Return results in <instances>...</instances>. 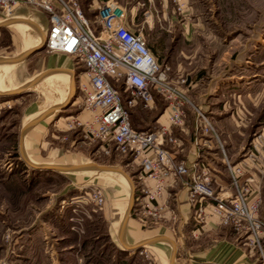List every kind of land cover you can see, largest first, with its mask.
Listing matches in <instances>:
<instances>
[{
	"label": "crops",
	"instance_id": "1",
	"mask_svg": "<svg viewBox=\"0 0 264 264\" xmlns=\"http://www.w3.org/2000/svg\"><path fill=\"white\" fill-rule=\"evenodd\" d=\"M102 1L104 0H93L94 4L102 3ZM169 1L137 0L134 6L140 5L143 9L141 23H146L144 21L145 13H149L153 19L151 25L147 24L150 27L160 25L163 20H172L174 18V10ZM189 1L190 12L194 21L186 19L183 23L182 29L186 38L189 37L188 34L199 31L202 23L199 17L200 14L195 11L197 0ZM211 1H206L208 9H210L209 6L217 5L212 4ZM243 3H245V6ZM247 5V0H228V7L231 12L243 13V8L247 9ZM24 7L31 8L27 4L22 3L14 8L7 20L11 24H22L33 29L36 34H39L40 41L26 48L20 55L0 57V103L7 104L10 103V100L18 102L19 98L24 100L25 93H30L33 90L37 92L33 93V97H31L32 93L28 95V100L24 103L22 109L21 118L15 124L16 128L11 132L16 135L15 145L5 147L6 152L15 149L13 151L16 157L24 164L22 169L24 173H32L34 170L40 172L38 175L32 173L34 174L32 180L28 176L29 182L33 181V190L42 182V179H46L48 175L51 176L50 173L63 174L69 179L66 190L71 189L80 192V188L87 189L93 185L99 186L106 196L105 204L99 208V212L107 222L110 240L118 248L127 250L129 254L140 250L141 255L154 258L156 264H263L258 250L246 244L242 233H237L232 227L220 223L215 214H209L205 221L200 223L193 219V209L191 208L187 188V183L190 179L189 174L171 176L159 183L142 175L139 160L130 157V161L127 160L120 163L100 162L97 159H91V156L84 153L77 144H74V147L70 149L59 141L57 138L59 137V132L54 127L51 128L50 122L54 118L53 115L57 114L56 112L60 111L61 108L70 105V103H77L80 99L81 94L79 91V94L75 95L74 85L77 84L78 80H83L84 75L80 72L77 73L81 66L75 63L72 56L70 57L61 51H46L41 56L39 69H34L33 74L23 80L14 81L11 76L15 73L13 70L16 68L11 65L19 63L36 53L24 56L25 53L43 42V37H46V31L49 26V18L42 9L39 10L45 16L44 24L33 17L16 14ZM253 9L258 12L262 11L264 10V5H262V2L260 5L258 3L257 7ZM242 16L241 19L243 18ZM129 20L134 29L140 30L134 24L132 16L129 17ZM235 20L237 21V18ZM5 22L0 20L3 25ZM259 22H255L253 25L258 26ZM214 24L216 27L218 25L217 21ZM245 26L249 28L251 25L246 22ZM25 34L28 35L27 39L32 38L29 32ZM243 42L249 44V38ZM10 58L19 59L11 61L9 60ZM240 62L242 63V61ZM16 71L18 72V70ZM17 72L14 76H17ZM235 72L236 69L233 71L230 69L219 70L217 74L211 76L217 81H214V85L211 88H207L209 90H206L205 94L214 96L215 101L220 100V103L217 106H211L215 104L202 101V103H199L200 105L186 106V116L183 124L175 125L170 123L169 111L167 108H163L160 113L154 112L150 118L143 115V126L134 125L135 128L145 129H154V127L156 128L160 125L167 127L174 138L173 142L167 144L174 159L185 162L189 166L190 171H207L211 178V183L220 197H228L235 192L230 179L231 174L225 161L229 159L226 155L224 144L218 137L215 139L210 134L201 135V128H203L204 122L199 117L197 109L201 110L207 117L212 116L216 125L219 126L220 122L232 125H236V121L241 122L238 118L242 115L245 116V114H241L240 104L238 105L239 107H231V112L225 109L228 100H233L236 103L239 100L236 96L232 97L233 94L235 95L238 92L237 87H230L226 90L223 85L228 81V78L230 80L236 77ZM27 83H29V86H26ZM39 85L40 89L36 90ZM250 88L252 87L247 86L245 90L247 94L245 93L246 95L244 96L252 100L253 106H257L259 102L255 103L254 101L256 97L254 91L257 89H251L250 91ZM19 90L21 91L19 94L10 95ZM251 92H253L252 95ZM226 94L231 97H224ZM196 95L199 97V94ZM156 103L154 98V103L149 109L153 110ZM144 109L138 100L137 104L131 109V120L133 117L135 118V113L138 114ZM256 109V107H252L248 110L252 113ZM78 113L84 119H89L92 115L90 111L85 109L80 110ZM221 114H226V116L223 117ZM57 117L59 118V116ZM58 118L55 119L56 121L52 123V126L57 125L60 120ZM248 120H250L249 116ZM238 128L236 129L238 130ZM8 135L0 137V145L8 143L10 138ZM233 137L235 141H232L231 137H228L227 140L231 142L238 141L236 143L240 142V136L234 135ZM53 139L55 140L53 141ZM227 146L230 150L231 144L228 143ZM229 153L236 165L243 166L240 180L243 184L249 185V198L254 199V197L259 196L260 182L257 178L259 174L257 172L264 168V150H249L245 154L246 158L244 159L239 158L241 156L238 151L231 154L232 151L230 150ZM131 162L139 166V170L135 173L129 170ZM15 170L17 172L19 168ZM249 172L256 174H248ZM156 192L159 193L156 198L163 206L162 216L157 219L153 217L141 218L143 208L156 202L150 196V193ZM43 220L45 221V219ZM65 227L66 229L65 231L63 230V233L69 231V228ZM66 236L63 235L60 238H65ZM72 247L73 245L68 242L64 244L63 248L71 250ZM62 258L54 257L51 260L53 264H60L63 259L66 260L67 264H88V259L85 258L83 260L80 253L74 255V257ZM111 260H114L113 255H111L109 261ZM6 264H13V262Z\"/></svg>",
	"mask_w": 264,
	"mask_h": 264
},
{
	"label": "rangeland",
	"instance_id": "2",
	"mask_svg": "<svg viewBox=\"0 0 264 264\" xmlns=\"http://www.w3.org/2000/svg\"><path fill=\"white\" fill-rule=\"evenodd\" d=\"M120 1L125 5L128 17L132 16L136 27L140 31L142 30L147 45L164 68L167 78L187 94L195 106L200 105L199 103L202 101H208L215 104L211 106H217L220 100L215 101L214 96L205 94L206 90H209L207 88H211L214 81H217L211 76L217 74L219 70L230 69L233 71L236 69V77L230 80L228 78V81L222 84L226 90L230 87H237L238 94H233L232 97L236 96L239 100L237 103L228 100L225 109L231 112V107H239L240 104V112L241 114L244 113L245 116L239 117L241 122L236 121V125L220 122V126L216 125L212 116L208 117L213 127L209 134L213 135L215 139L218 137L224 144L229 159L225 160L227 167L229 164L237 166L229 153L230 150L232 151L231 154L238 151L241 156L240 159L246 158L245 154L249 150H264V10L259 9L258 12L253 9L257 7L258 3L260 5L262 2L264 5V0H247V9L243 8V13L231 12L228 7V0H212L211 3L217 5L209 6L210 9L206 4L207 0H197V6L194 9L200 14L201 28L199 31L188 34L189 37L187 38L183 34V23L186 19L194 21L190 12L189 0H183L181 4L170 0L169 4L174 10V18L163 20L160 25L155 27L141 23L143 9L140 5L134 6L137 0ZM80 3L84 15L87 16L91 24L95 25L93 18L97 4H94L93 0H80ZM27 5L31 8H21L16 14L33 17L44 24L45 16L39 10L40 8ZM243 5L245 6V3ZM216 21L218 25L215 27L214 22ZM258 21H260L258 26H254L253 24ZM246 22L251 25L249 28L245 26ZM26 32H29L33 39H27ZM38 35L27 26L11 24L9 20H6L4 25H0V57L22 54L26 48L40 41ZM246 37L249 38V44L243 42L247 40ZM46 51L48 50L44 46L29 58L12 64L11 66L16 68L13 71L16 73L18 70L17 76H14L15 73L11 76L14 81L23 80L27 76H31L34 69H39L41 56ZM77 65L81 66L77 73H83V78L86 79L84 67L80 64ZM78 84L79 80L74 85L75 95L79 94ZM26 86H29V83ZM247 86L252 87L250 91L257 89L254 91L256 96L254 101L255 103L259 102L257 106H253L252 100L244 96L247 94L245 91ZM39 89L40 85L36 87V90ZM30 93L33 97V93L37 92L33 90ZM30 93L24 94V100L19 98L18 102L10 100V103L7 104L0 103V137L6 134H9L10 137L8 143L0 145V264L8 262H13V264H53L51 258L74 257L78 253L81 254L83 260L85 258L89 260L88 264H114L112 260L107 261L108 259L101 263L96 262V257L102 247L112 250L110 237L107 234V222L99 212V208L105 203L98 207L93 205L91 201H86L87 203L82 207H75L70 204L62 207L61 203L64 200L69 201L70 198L79 194L76 190H66L69 179L65 175L50 173L51 176L48 175L46 179H42V182L33 190V181L30 183L28 180V176L33 177V174L23 172L24 164L16 157L13 151L15 149L10 148L11 150L8 149L9 152L5 151V147L13 146L16 143V135L11 132L16 128L15 124L21 118L24 103L28 100L27 97ZM196 94H199V97ZM252 94L253 92H251ZM153 95L157 102L154 105L155 108L153 110L145 108L138 114L135 113V118H132L133 127L134 125H144L142 123L143 115L150 118L154 112L160 113L163 108H167L168 102L162 95L156 92ZM224 97L231 96L226 94ZM190 107L192 106L190 105ZM252 107L257 109L251 113L248 109ZM82 109L84 108L80 97L77 103H70L53 115L54 118L50 122V126L58 130L59 137L57 138L59 141L70 149L74 147V144H77L84 153L91 156V159H97L100 162L130 161V156L119 154L114 146H103L99 141L85 138L80 126L74 121L76 118L86 120L78 113ZM55 116L56 118L59 116L58 119L60 120L57 125L52 126V123L56 121ZM221 116L225 117L226 114H221ZM248 116L250 120H248ZM234 135L241 137L239 143H236L238 141L227 140L228 137H231L232 141H235ZM228 143L231 144L230 150L227 146ZM240 166L243 172V166ZM16 168H19L17 172ZM261 169L257 172L259 173L257 178L260 182L259 213L264 220V168ZM129 170L135 173L139 170V166L131 162ZM248 174L256 173L249 172ZM90 188L91 186L88 189ZM72 208H76V210L73 211ZM43 221L46 222L47 227L42 226ZM65 226H69L67 228L70 229L63 233V230L66 229ZM75 229L77 230L75 231ZM63 235L67 236L60 238ZM68 242L73 245L71 250L63 248L64 244ZM128 259L126 264H156L154 258L141 255L140 250L132 252ZM63 260L60 264H67L66 260Z\"/></svg>",
	"mask_w": 264,
	"mask_h": 264
},
{
	"label": "built area",
	"instance_id": "3",
	"mask_svg": "<svg viewBox=\"0 0 264 264\" xmlns=\"http://www.w3.org/2000/svg\"><path fill=\"white\" fill-rule=\"evenodd\" d=\"M173 2L181 4L183 0ZM21 3L46 12L49 26L45 48L72 56L75 63L85 69L86 79L79 80L78 88L83 108L92 115L86 120H74L85 138L99 141L103 146L112 145L119 154L139 160L142 175L159 183L171 176L189 174L187 188L193 219L200 223L209 214H215L220 223L242 233L246 244L258 250L264 264V220L259 213L260 197L249 198V185L240 180L241 166L228 165L235 192L220 197L207 171H190L185 162L174 159L167 147L174 138L167 127H133L131 109L138 100L144 108H151L155 92L168 102L169 120L175 125L184 123L186 106L195 105L167 78L143 32L133 28L125 5L120 0L98 3L93 25L84 15L80 0H0V20L7 19ZM144 21L152 24L149 13H145ZM197 112L204 122L201 135H208L213 127L201 110L197 109ZM77 195L69 201L64 200L61 206L82 207L86 201H91L101 207L106 200L101 188L94 185L90 189L80 188ZM157 195L158 192L150 193L156 202L143 208L141 218L162 216L163 206Z\"/></svg>",
	"mask_w": 264,
	"mask_h": 264
},
{
	"label": "trees",
	"instance_id": "4",
	"mask_svg": "<svg viewBox=\"0 0 264 264\" xmlns=\"http://www.w3.org/2000/svg\"><path fill=\"white\" fill-rule=\"evenodd\" d=\"M32 173H34L36 175L40 174V172L38 170H34V171H32ZM34 174H33V176H34ZM32 178L33 177L30 175L29 176V179L32 180ZM67 227H69V226H67ZM110 243L112 245V248H111L112 250H110V248H104V247H102L101 250H100L99 255L96 257V262L97 263H101V262H103L106 259H108L107 261H109L111 255H113V257H114V260H113L114 264H126L128 262V260H129L128 258H130V256H131V254H129L127 250L125 251L123 249L118 248L114 244V242H112L111 240H110Z\"/></svg>",
	"mask_w": 264,
	"mask_h": 264
},
{
	"label": "water",
	"instance_id": "5",
	"mask_svg": "<svg viewBox=\"0 0 264 264\" xmlns=\"http://www.w3.org/2000/svg\"><path fill=\"white\" fill-rule=\"evenodd\" d=\"M44 46H45V38H44V40H43V42H42L41 44H39L38 46L32 48L30 51H28L27 53H25L24 56L31 55V54L37 52L40 48H43ZM19 58H21V57H19ZM19 58H10L9 60H11V61H15V60H18ZM20 92H21V91L19 90V91L14 92L13 94H10V95H17V94H19ZM8 95H9V94H8Z\"/></svg>",
	"mask_w": 264,
	"mask_h": 264
},
{
	"label": "bare ground",
	"instance_id": "6",
	"mask_svg": "<svg viewBox=\"0 0 264 264\" xmlns=\"http://www.w3.org/2000/svg\"><path fill=\"white\" fill-rule=\"evenodd\" d=\"M12 17H13V16H12ZM12 17H11V18H12ZM6 20H7V19H5L4 21H6ZM0 25H2V23H0ZM40 76H42V75H40ZM32 85H33V84H32ZM35 85H36V84H35ZM33 86H34V85H33ZM57 168H58V167H57Z\"/></svg>",
	"mask_w": 264,
	"mask_h": 264
}]
</instances>
